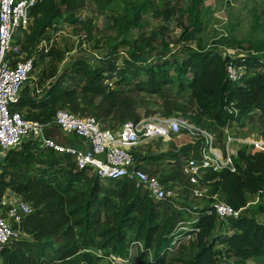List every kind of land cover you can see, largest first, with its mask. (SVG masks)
I'll list each match as a JSON object with an SVG mask.
<instances>
[{"label":"trees","instance_id":"1","mask_svg":"<svg viewBox=\"0 0 264 264\" xmlns=\"http://www.w3.org/2000/svg\"><path fill=\"white\" fill-rule=\"evenodd\" d=\"M123 2L125 4L122 15L115 19L121 26L119 35H122L121 41L129 46V53L139 57L140 53L136 51L140 50L142 53V47L137 44L138 40L126 39L123 32L139 22L141 13L150 8L153 1L123 0ZM202 2L203 0H189L187 10L190 17L188 26L181 32V38L191 39L195 35V30L202 29L200 18ZM70 7L69 0H40L32 7L30 24L27 29L21 30L23 32L21 40L17 39L27 56L46 34L47 29L55 27L58 16L67 12V19L72 17ZM263 43L264 41L260 42ZM53 53L56 54L57 50L48 49L46 52ZM251 57L255 65L262 63L259 57ZM228 60L243 64L246 70L248 69L246 62L249 58L246 56H226L221 59L219 54L212 56L208 51L201 49L194 50L174 66L179 75L185 73L181 79L184 82L180 81L181 86L191 88L196 95L198 107L218 125L228 124L230 120L242 117L244 111L253 106L260 107L264 112V63L261 64V71L247 74V70L242 78L232 81L227 78L225 70ZM124 64L137 66L129 60ZM165 65L166 60L162 58L148 62L147 75L139 79L136 86L152 93L167 89L168 84L172 82V76ZM72 66L85 75L81 86L84 92L104 95L105 110L98 115L115 112L121 118L135 117L133 116L135 113L129 111L128 104L120 111L111 110L118 102L126 104L124 99L116 98L122 89L110 88L105 84L101 72L95 66L83 58L77 59ZM132 74L133 72H127L121 79H129ZM31 92L32 88L23 84L15 107L20 109L25 117L49 121L58 109L57 101L72 100L76 88H65L54 82L46 88L41 98H34ZM233 102L238 108L237 112L226 108ZM98 115L96 116L99 117ZM181 135H184L185 139L178 142ZM170 139L177 145L176 148L156 155L134 154L137 165L142 167L141 164L147 159L165 158L181 164L184 159L201 157L205 146L204 136L201 134L189 132L180 126L178 132L171 135ZM36 163L43 165V168H40L41 166L35 168ZM234 164L238 173L226 167L219 171L206 172L207 178L213 176L220 178L217 182L224 184L227 202L233 205L235 195L242 187L258 191L264 183V165L259 168L258 160L252 156H246L245 163L236 159ZM0 166V197L9 189L29 202L33 208L31 212L24 213L17 224L23 235L11 239L8 245L0 248V257L6 263L26 264L34 259L50 261L56 259L57 264H80V261L81 264H94L99 258L88 248L99 243L98 236L104 237L103 243L99 246L101 244L110 246L105 253L113 252V255L123 257L125 245L130 241L128 233L132 229L135 239H139L141 234L144 235V244L147 248L155 235L157 236L155 259L145 264H172L166 259L170 246L174 250L178 249L183 244L178 245V241L185 240L183 232L175 230L179 217H176L175 208L170 204L162 205L160 200L155 201L145 190L141 191L140 187L128 180L109 179L112 185H104L99 181V176L90 173L89 169L76 168L69 154L40 146L33 139L23 141L20 148L9 149ZM32 167L36 171L32 172L30 170ZM160 180L162 181L161 178ZM208 208L209 204L200 206L198 218L189 219L191 222L188 225L191 228H200L202 225V229L200 228L198 241L192 245L191 256L183 259L180 264H220L215 256L218 250L214 248V241L201 240L204 230L212 229L213 216L208 217V214L215 213H209ZM103 209L105 216H102ZM179 219L182 220L183 217L180 216ZM229 222L238 230L216 235L227 244L228 250L243 254L259 251L264 253L263 221L238 213L237 216L230 217ZM146 252L145 250L142 253Z\"/></svg>","mask_w":264,"mask_h":264},{"label":"rangeland","instance_id":"2","mask_svg":"<svg viewBox=\"0 0 264 264\" xmlns=\"http://www.w3.org/2000/svg\"><path fill=\"white\" fill-rule=\"evenodd\" d=\"M152 1L153 5L141 13L139 22L123 32L126 39L131 41L136 39L137 44L142 47V53L140 50L136 51L140 53V56L135 57L129 53V46L121 41L122 35H119L121 26L115 20L122 15L125 4L123 0H69L71 6L69 11L73 12L72 17L67 19V12L58 16L55 27L48 28L40 42L32 49L35 56L34 65L23 83L32 88L31 93L36 99L41 98L46 88L54 82L65 88H76L72 100H58L57 108H67L81 115L96 116L104 112L105 99L103 94L84 92L81 89L85 75L76 71L72 64L77 59L83 58L101 72L103 82L110 88L122 89L121 94H118L116 98L124 99L126 104L118 102L111 110L120 111L128 104L129 111L136 114H133L135 117L123 116L122 118L115 112L109 115H98L99 117H96L102 126L117 128L125 120L153 115L176 116L180 119V124L185 125L191 132L198 133L200 130L213 132L217 145L224 151L227 136L243 138L244 144L232 142L236 145V153L232 158L233 164L236 159L245 163V157L252 156L253 159L258 160V166L261 168L264 165V145L253 142L261 137L264 138V112L261 108L253 106L245 110L242 117L234 118L228 124L218 125L198 107L196 95L191 88L181 86L180 81L184 82L181 79L185 73L179 75L174 66L187 58L194 50L201 49L208 51L212 56L219 54L221 59L226 56H246L249 58L246 62L247 74L261 71V64L264 63V43L260 44L264 41V0H203L200 4L202 29L195 30V35L191 39L180 36L183 29L188 26L189 0ZM22 37L23 32L19 30L16 38L21 40ZM48 49L57 50V53L46 54ZM251 56L259 57L262 63L255 65L251 61ZM161 58L166 60L165 68L172 76V82L168 84L167 89L152 93L138 88L137 81L147 75L146 64ZM127 60L137 66H124ZM127 72H133V74L129 79H121ZM226 108L230 111H238L234 102ZM25 138L27 139L26 136ZM184 139L185 136L181 135L177 141ZM176 146L171 142L170 137L168 139L154 137L141 141L134 147L133 152L136 156L156 155L162 151L174 149ZM144 161L141 164L142 168L148 173L156 174L176 193L175 202L160 201L162 205L168 203L174 207L176 217H183L182 222L198 216L197 213L190 211V207L211 204L216 198L228 201L224 184L217 182L220 180L218 176L207 178L205 172L200 174L197 182H192L183 170V163L178 164L165 158ZM37 166L43 168V165L39 163H36L35 168ZM35 168L32 167L30 170L36 171ZM88 171L94 173L91 169ZM232 172L239 171L235 167ZM99 181L104 185H112L110 180L100 179ZM196 190L199 194L195 192ZM14 199L17 201L19 197L6 189L0 201L1 214L7 212ZM230 204L239 214L264 222V183L258 191L242 187L235 195V205ZM208 215V217L213 216L212 229L204 230L201 240L214 241V248L218 250L215 256L220 264H264L263 251L243 254L228 250L227 244L216 235L238 229L233 227L229 220V223L222 225L215 214ZM102 216H105L104 209ZM179 218L176 222L180 220ZM200 228L202 229V225ZM200 228L192 239L178 241V245L183 243L178 249L174 250L170 246L167 261L180 264L183 259L190 257L193 252L192 245L199 239ZM128 236L130 241L125 245L123 257L113 255V252L105 253L110 246L102 244L99 246L103 243L104 237L98 236L99 243L88 248L94 256L99 258L94 261V264H145L155 259L156 235L148 248L145 247L143 234L138 237L139 239H135L136 236L131 229ZM170 245H172L171 242ZM145 250L147 252L143 254ZM56 261V259L53 261L34 259L26 264H57ZM79 263L81 264L82 261ZM0 264L9 263L0 257Z\"/></svg>","mask_w":264,"mask_h":264},{"label":"built area","instance_id":"3","mask_svg":"<svg viewBox=\"0 0 264 264\" xmlns=\"http://www.w3.org/2000/svg\"><path fill=\"white\" fill-rule=\"evenodd\" d=\"M39 1L0 0V162L9 149L20 148L23 141L33 139L40 146L69 154L76 168L91 169L102 180H128L155 200L175 202L176 193L170 187L156 174L148 173L137 165L133 149L143 140L154 137L168 139L178 132L180 126L186 128L180 124L178 117L153 115L128 119L117 128H107L101 125L96 116L81 115L67 108L57 109L52 120L41 121L25 117L15 107L23 82L33 68L35 59L33 52L27 56L16 35L19 30L27 29L31 20V9ZM225 70L227 78L232 81L239 80L247 71L246 66L233 60H228ZM45 127H57L74 143L57 140L51 135L45 137L42 132ZM196 134L204 136L202 155L200 158H187L182 162L183 170L192 182H197L200 174L209 170L219 171L224 167L234 170L232 158L236 153V145L232 142L244 144L243 138L227 136L224 151L217 145L212 133L200 130ZM253 142L264 145V138ZM195 192L199 194L198 190ZM16 195L19 200L11 201L5 214L0 212V248L11 239L23 235L17 224L24 213L33 209L29 202ZM3 197L4 194L0 201ZM192 208L191 212L199 214L200 206ZM207 211L214 212L222 225H226L230 217L238 215L230 203L219 198L209 203ZM197 218L196 216L191 219ZM189 222V219L186 222L178 220L175 225L176 231L183 232L184 241L192 239L199 230V227L191 228ZM175 241L174 239L173 242Z\"/></svg>","mask_w":264,"mask_h":264},{"label":"crops","instance_id":"4","mask_svg":"<svg viewBox=\"0 0 264 264\" xmlns=\"http://www.w3.org/2000/svg\"><path fill=\"white\" fill-rule=\"evenodd\" d=\"M50 135L52 137H56L57 140L58 139H61L60 141H65V142H68V143H74V141L69 137V136H66L64 133H62L57 127H52L51 128V132H50ZM55 138V139H56Z\"/></svg>","mask_w":264,"mask_h":264},{"label":"water","instance_id":"5","mask_svg":"<svg viewBox=\"0 0 264 264\" xmlns=\"http://www.w3.org/2000/svg\"><path fill=\"white\" fill-rule=\"evenodd\" d=\"M43 135L45 136V137H47L48 135H50V132H51V128L50 127H45V128H43Z\"/></svg>","mask_w":264,"mask_h":264}]
</instances>
